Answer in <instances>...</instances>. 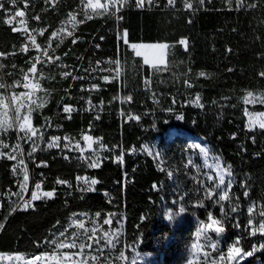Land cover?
Listing matches in <instances>:
<instances>
[{"label":"trees","instance_id":"1","mask_svg":"<svg viewBox=\"0 0 264 264\" xmlns=\"http://www.w3.org/2000/svg\"><path fill=\"white\" fill-rule=\"evenodd\" d=\"M182 5L178 0L175 9L160 5L145 11L131 6L117 22L109 20L107 14H90L91 18L85 19L81 0H29L27 19L39 16V26L46 29L37 40L44 46L50 42V55L60 57L40 67L46 77L45 87L51 82L58 95L54 103L48 95L45 107L33 108V127L38 129L45 117L55 115L63 94L69 90L71 99L66 102L72 115L67 121L58 119L60 133L75 139L88 131L93 138L102 139L109 153L97 155L99 161L88 174L98 183L84 195L75 189V167L47 154L38 156L43 166L35 169V175L43 178L44 190H54L55 194L37 202L33 210L14 212L6 199L13 189L11 163L0 157V223L4 225L0 229V254L31 259L51 252L49 242L65 228V235H71L74 219H94L99 224L109 219L110 228L120 229L121 242L137 244L132 264H191L189 252L201 222L209 223V212L217 219L222 213L220 204L214 203L215 197L200 191L199 181L207 185V180L199 152L188 139L205 143L223 165H231L236 182L229 196L239 198L238 211L218 225L225 229L221 238L211 235L220 247H207L208 256L217 259L237 238L244 251L252 249L256 240L246 230V209L255 202L258 211L264 210V129L246 130L244 111H264V107H246L243 101L249 92L264 96V77L260 76L264 72V4L236 10V5L229 6L226 0H212L194 12L183 11ZM70 14L83 21L75 36H84L85 40L73 43L75 36L62 34L55 41L51 33L62 31L73 20ZM4 16L0 11V18ZM124 31L128 43L122 42ZM181 39H186L187 50L180 46ZM133 43L170 45L164 71L152 72L134 56L128 47ZM22 44V37L0 22V52L17 53L0 57V64L5 65L0 69V83L11 86L6 89L8 93H20L16 82L28 67ZM106 58L119 60L112 67H119L120 75L106 83L95 80L93 85L98 87L82 91L84 82L72 77L84 74L95 61ZM95 71L100 75L98 69ZM64 72L71 75L63 77ZM197 95L203 107L193 103ZM128 96L131 101L126 99ZM129 115L139 119H128ZM178 115L183 118L178 120ZM173 132L175 137L169 138ZM16 138L14 132L2 135L11 143ZM154 142L163 163L143 150L145 143ZM22 146L31 168L28 153L32 146L25 142ZM113 154L122 157L120 164H113ZM189 157L200 166L199 171L187 164ZM161 167L173 171V177L161 172ZM242 181H246L248 197L244 196ZM221 203L228 211V202ZM180 208L185 209L183 213ZM166 212L172 220L166 219ZM261 238L264 241V236ZM241 264H264V249Z\"/></svg>","mask_w":264,"mask_h":264},{"label":"snow or ice","instance_id":"2","mask_svg":"<svg viewBox=\"0 0 264 264\" xmlns=\"http://www.w3.org/2000/svg\"><path fill=\"white\" fill-rule=\"evenodd\" d=\"M8 5H11V9L6 7V3L5 0H0V11H2L5 16L0 18V22L8 24L9 26L13 25V22L16 20V18H24L26 15V11L29 7V0H6ZM23 2V8H17V5L19 3ZM46 3L49 2V0H45ZM52 2L54 3V0H52ZM81 2L83 3V0H81ZM179 2H181L183 4V7L188 9V10H198L195 5H199V6H204L206 3V0H179ZM210 2V0H209ZM178 3V0H167V5L168 7H171L173 9L176 8V5ZM226 3L231 6L233 4L236 5V10H240V9H255L257 8L260 4H264V0H251V2H249V0H226ZM128 4V0H107V4L102 5L100 3V0H95V3H93V0H88V5L91 6L93 12L95 13V10L98 8H101L104 10V12H110L111 15H114L116 18V21L118 22L119 20L122 19L121 16L116 15L117 12H119L120 10H122V8ZM157 4V0H135V6L137 8H144L146 5L147 6H156ZM87 7V5L85 6ZM12 9H15L14 11ZM104 12H100V13H96L98 15H102L104 14ZM71 18L74 20L75 16L73 14H70ZM84 18L85 19H89L91 18L90 14L85 11L84 12ZM33 19L39 20V16L33 17ZM79 22H83V21H79ZM17 23L21 26H23V35L25 36L26 40L30 42V45L32 47H34L37 51H39L41 53V55L48 57L49 59H51L47 48H43L41 44L37 43V39H36V35L32 34V33H37L39 35H43L44 31H46V29H32L31 32L29 30V28L26 25V21L24 19H20L19 21H17ZM17 28L13 27V31H16ZM61 31L60 29H57L56 31H53L51 33L52 37H55L57 35V33ZM69 35H71V33L69 32ZM124 41V43H128L127 41V32L124 31L123 35L121 37ZM62 42V39L61 41ZM73 43H75V40H73ZM180 45H184L185 46V50H187V41L186 39H181L179 41ZM168 45L167 44H135L133 43L131 45L132 50L135 52L136 56H142L143 57V63L146 65H153L155 66L154 62L156 59H162L163 57V49L167 48ZM29 49V44L26 43L24 44V46L21 48L22 52H26ZM154 49H159L161 50L159 52V54H157L156 52H153L152 50ZM143 50V51H142ZM230 51V49H229ZM17 53L13 52V53H3L0 52V57H7L8 55H16ZM60 57H56V60H59ZM41 57L40 55L36 56V57H30L29 58V62H30V68L28 69V72L32 73V74H36L38 72V69L36 67V64L38 62H40ZM111 63L113 64H119V60L116 61H112ZM5 65L0 64V69L4 68ZM13 67H15V64H13ZM110 71H116L119 72V69H113ZM229 71H232L231 69H229ZM40 77L43 78V72L41 71L39 73ZM63 75L65 77L70 76L71 73L70 72H64ZM201 76H204L205 73L201 72L200 73ZM261 77H264V72L260 73ZM74 80L76 79H87L88 77L86 76H74L72 77ZM104 80H108L109 77H101ZM115 78V77H113ZM29 79L28 75L24 76V80ZM17 84H22V86L24 88H28L29 84L27 83H22L21 81H17ZM185 83H188L187 81H185ZM145 84L147 85V81H145ZM11 87L10 85H6L4 83H0V88L3 89H7ZM35 87L39 88L40 85L39 83L35 84ZM94 88L98 87V85H93ZM82 91H85L86 89H81ZM21 94H14L12 99L16 100L18 99V97ZM252 93L249 92L248 96H251ZM128 101H131L132 97L128 96L126 98ZM4 103L3 97L0 96V106H2ZM89 104H91V100L88 101ZM101 103H103V101H101ZM193 103L195 104V106L197 107H203V105L200 103V97L197 95V97L195 98V100L193 101ZM19 105L17 106V111L15 114V118L13 119V121L11 123H9L6 120H0V135H3V133L7 132L9 129L15 128L18 133H20L21 135L19 136L20 140H23L25 142H29L32 147H31V151L28 153L29 156H32L33 153H35L39 147L38 143L36 140L33 139V137H35L37 135V129H34L31 126V121H30V115H31V111L21 114L19 111ZM34 110V109H32ZM65 112H69L71 111V108L69 106H65L63 109ZM123 115V113H122ZM97 119L99 118L98 116L96 117ZM178 120L182 119V116H177L176 117ZM128 119H139V117H133L131 115L128 116ZM260 129H264V122L260 123L259 125ZM39 139H43V135L41 134V136L39 137ZM83 139L85 141H91L92 137L89 135H84ZM253 140V143L255 142V137L253 136L251 138ZM60 137H51V142H49L47 144V148L51 149L53 147H59V145L56 143V141H59ZM0 145H2L4 148L9 147L8 144H6L3 139H0ZM65 147H67V145H65ZM77 147H79V145H77ZM197 148L200 149L201 153H204L205 156H207L205 149L201 148L200 145H196ZM19 148V145L16 146V148H13V153L16 152V149ZM43 150V149H41ZM146 153H148V155L153 156L154 159H157L160 161V163H163V160L160 159V154L159 153H154L153 151H151L147 146L143 149ZM13 153H4L2 151H0V157L3 156H7V158L12 159V160H17L18 156L22 155V153H17V154H13ZM67 158V157H65ZM212 159V165L210 166V168H213L216 170V175H211L208 173H205L204 175L206 176V180H207V185H205L204 181H199L200 182V191L205 192V194L209 197H215L214 203L216 204H220V210H221V218L217 219L214 218L212 213L209 212L208 214V221H210V223H203L201 222V230L203 229H209V228H213L214 225H221L222 220H227L229 218V216L231 215V213H235L238 211L239 209V203L238 197H230L229 193L231 191V188L233 186V184H235V178L232 176L231 173V165H227L226 168L223 171H220V169L222 168V165L219 163V158L218 157H213ZM117 160H122V157H117ZM19 164H23V160L19 159L18 160ZM188 165H191L193 168H196L198 171L200 170V166H198L194 160H192L191 157H189L188 161H187ZM40 166V165H37ZM96 166V163L93 162L91 164H89V167H93ZM170 167V166H169ZM160 171L165 173L169 178L173 177L174 172L168 170V168L165 167H161ZM14 173H20L22 172V182L20 184V188H21V192L18 193L17 195H20L22 197V194L24 192V190L27 187V182L29 181V175L27 173L26 168L24 169H18V168H14L13 169ZM227 174V179H226V175ZM78 180L81 181H85L86 178L83 177H78ZM199 179V178H197ZM57 183H61V184H66V181H60L58 180ZM98 183V181L96 179H91L90 183H89V187L82 189V190H91V185H96ZM246 185V181H242L241 182V187L245 188ZM153 187H157L156 185H153ZM41 188V184L39 182L35 183V189L36 191H32L31 195H30V199L27 201H21L20 204H17V206L15 208H13L11 211H16V210H27L29 207H31V202L32 201H36L41 199V194L39 192ZM248 189L245 188L244 191V196L248 197ZM43 197H47V198H52L54 196V191H47V192H43ZM233 199L236 200L235 203H233ZM223 201H227L228 202V206H229V210L225 211V204L221 203ZM254 207H255V202H250V205L247 209V212L249 214V219H248V223L246 225V230L249 232V236H255L257 234H259L260 236H264V210L259 211L256 214L254 213ZM184 208H180L179 211L180 213L184 212ZM97 216H99V213L96 214ZM257 216L259 217V219H257ZM169 220L173 219V216L171 214L168 215L167 217ZM74 225H76L79 229H85V224L83 220H77L74 219L72 222ZM110 220L109 219H104L103 220V224H109ZM239 221L237 220L236 222V227L239 228ZM4 227L3 223H0V229H2ZM201 230H198L196 233V236L199 237L201 234ZM224 227L223 226H218L214 228V231L217 233V235H219L220 233L224 232ZM67 232V228H65L64 230H62L57 236L56 239L50 241V245H55V247L57 249H63V248H73V249H79L80 252L79 253H73L71 254L72 256H75L77 254L83 255V256H88L91 255L92 260L96 261V264H112V262H110L108 260L107 256H101V257H97L96 255L92 254V253H96L99 252L101 254L104 253L105 250H108L109 253L112 251V249H114L116 247V238L114 237V235L109 234L108 232H105L104 235L95 238V244L96 247L93 248V245L88 243V241L93 240L94 236L90 235L88 233L87 230H85L84 232H73L71 234V236H66L65 233ZM60 237H64L63 240L60 239ZM103 241V244L101 245V242ZM239 242H240V238H237L235 243H233L232 245L229 246L228 251L226 256L224 254H221L219 256V261H225L226 264H240V262L245 258V257H251L256 251L264 249V241H260L258 242L259 247H257V244H253V247L250 251H244L240 246H239ZM194 248L198 249L199 245H193ZM211 247L213 249L216 248V244L212 243ZM88 248L91 249L92 251L90 253H86L84 250ZM119 257L121 259L124 258V253L121 251L119 253ZM17 260V261H23V264H33V260L39 261L41 259H47V256L45 255L44 257L41 256H36L32 259H25L20 255H16L15 257L13 256H0V260ZM52 259L54 260V264H89L87 259H81L78 262L74 261V260H70L69 257L65 254H60V255H55L53 254ZM208 264H219L217 259H211Z\"/></svg>","mask_w":264,"mask_h":264},{"label":"built area","instance_id":"3","mask_svg":"<svg viewBox=\"0 0 264 264\" xmlns=\"http://www.w3.org/2000/svg\"><path fill=\"white\" fill-rule=\"evenodd\" d=\"M212 0H210L211 2ZM206 2H209V0H206ZM83 5L88 4V0H83ZM160 5H162L164 7V9H173L171 7L166 6L167 5V0H162L161 3L159 2V0H157V4L156 6H145L144 8H137L135 6V0H128V4L125 5L122 10H120L119 12L116 13V15L120 16V14L128 7L134 6L135 9L139 10V11H145V10H154L156 8H159ZM205 6V5H204ZM204 6H199L196 5L195 7L197 9H204ZM8 8L11 9V5H8ZM17 8H23V2L19 3L17 5ZM182 9L183 11L186 12H194L192 10H188L186 8L183 7L182 5ZM13 11L15 9H12ZM107 15L109 16V20H116L114 15H111L110 12L107 13ZM20 19H24L26 21V25L29 28L30 32L32 29H41V27L39 26V20L33 19V17L31 18V20L29 21L25 15L24 18H16V20L13 22L12 26H9L8 24H6L7 27H9L11 29V31L13 33H18L22 39H23V44L22 47L24 46V44L28 43L29 44V49L26 52H22L25 56V61L24 63L28 66L27 70L25 72V74L23 75V77L21 78V82L22 83H27L29 84L28 88H24L22 86V84H19L18 87L20 89L21 93L24 94H33V93H39L42 92L45 88V80L46 77L45 75H43V78L40 77L39 73L41 72L40 67L45 64V63H50V62H55L56 57L57 56H51L50 55V50L48 46H44L41 44L42 49L43 48H47L48 53L51 57V59H49L46 56L41 55V53L39 51H37L34 47H32L30 45V42L26 40L25 36L23 35V26L19 25L17 23V21H19ZM81 20L79 19H74L71 22H69L62 30V34L66 37H73L78 33L79 28L82 25V22H79ZM13 27H16L17 30L13 31ZM69 32L71 33V35H69ZM34 35H36V39L37 37H39L40 35L37 33H32ZM73 40L76 41H84L85 38L84 36L81 35H77L73 38ZM37 43H39V41L37 40ZM95 49H98V45H95ZM40 55L41 60L40 62H38L36 64V67L38 69V72L36 74H32L30 72H28V69L30 68V62H29V58L30 57H36ZM112 60L111 59H103L101 61H95L94 62V67L90 66L88 67L84 74H78V75H74V76H86L88 77L87 79H76V80H80L84 82V85H82L83 89H86L85 92L90 91L93 88V84L95 80H100L103 83L109 82L113 77L116 76L117 72L116 71H110L113 70V63H111ZM62 68L65 67L64 65L61 66ZM77 71L80 69V67L76 68ZM96 69H98V71L100 72V75H96ZM44 74V73H43ZM28 75L29 79L24 80V76ZM73 76V77H74ZM64 77V75H63ZM101 77H109L108 80H104ZM74 80V79H73ZM39 83L40 87L37 88L35 87V84ZM81 88V89H82ZM71 99V96L69 95V90H66L65 93L63 94V97L61 99V103L59 104L58 110L56 111L54 116H47L45 117L42 125L37 129V135L35 136V139L39 145L37 151L35 153L32 154L31 159H30V163H31V168L28 164V159H27V155L24 151V148L22 146V142L19 139V136L17 134V138L16 141L13 144L12 148L7 149V151L5 153H13V148H16L17 145H19V148L16 149V152L13 153L14 155L17 153H22V155L18 156L17 160H12L7 158V156H3V158L11 163V172L14 178L13 181V189L9 190L7 195H6V199H8L12 205L13 208H15L17 206V204H20L21 201H27L30 199V195L32 191H36L35 189V183L39 182L41 184V188L39 190L40 194H41V199L36 200V201H32L31 202V207L28 208V210H33L35 207V204L39 201H41L43 198V192H47V191H54V190H44L42 188V180L39 178L40 176L35 175L36 173V168L42 167L43 163L41 161L37 160L38 156H42L44 154L50 155V158H60L63 162L68 163L70 165H72L73 167H75L76 171H78V174L76 175L75 179H74V184H75V189L77 191V194H88L92 191L93 189V185H91V190H82L85 188L89 187V183L90 180L92 179L91 176L88 174V171H90L93 167H89V164L95 162V157L97 155H100V153H109V149L105 148L102 144L101 138H93L92 136V140L91 141H85L83 139L84 135H89L88 131L86 132H81L78 134L77 137L74 138H70L68 136L62 135L60 133V124H58V119L59 118H63V120L67 121L70 120L71 115H72V108L71 106L66 102L68 100ZM90 104L87 105V109L89 107ZM65 106H69L71 108V111L69 112H65L63 109ZM259 122L256 120H250V119H246V130H251L254 128H260L259 127ZM41 134L43 135V139H39V137L41 136ZM51 137H60L59 141H56V143L59 145V147H53L51 149L47 148V144L49 142H51ZM92 143V147L90 146V144ZM65 145H67V147H65ZM77 145H79V147H77ZM204 147H207V145L204 143L202 144ZM43 149V150H41ZM31 151V149H30ZM116 151V148L112 149V153H114ZM131 153V152H129ZM67 157V158H65ZM117 157H120L118 155H114L112 156V162L114 165L120 164L121 160H117ZM22 159L23 160V164H19L18 160ZM40 165V166H37ZM14 168H18V169H24L26 168L27 173L29 175V181L27 182V187L24 190L22 197L20 195H17L18 193L21 192V188H20V184L22 182V175L23 173H14L13 169ZM78 177H83L86 178L85 181H81L78 180ZM55 194V191H54ZM17 211V210H16ZM14 212V211H13Z\"/></svg>","mask_w":264,"mask_h":264},{"label":"rangeland","instance_id":"4","mask_svg":"<svg viewBox=\"0 0 264 264\" xmlns=\"http://www.w3.org/2000/svg\"><path fill=\"white\" fill-rule=\"evenodd\" d=\"M93 3H95V0H93ZM100 3L102 5L107 4V0H100ZM86 5H87V7H85ZM83 11L84 12L87 11L89 14L95 15V16H105L108 13V12H104V10L101 9V8L96 9L95 13H94L92 8H91V6L88 5V4L83 5ZM100 12H104V14H102V15L96 14V13H100ZM61 32L62 31H59L57 33V35L55 37H53L55 39V41H57V39H60V38L63 37ZM122 42L124 43L123 39H122ZM47 45L49 46V49L52 50V48H51L52 45L51 44H47ZM131 45L132 44L128 45V47L130 48V50L132 51L134 56H136L135 52L131 48ZM180 46L183 49H185L184 45H180ZM170 47L171 46L168 45L167 48L162 50L163 51V57H162V59H156L155 60V62H154L155 66L147 65L151 69L152 72L162 73L164 71V69L166 67V63H167L166 62L167 53H168ZM152 51L156 52L157 54H159V52L161 50L154 49ZM136 57L140 58L142 60V63H143V57L142 56H136ZM144 65H146V64H144ZM117 68L119 69V72H117V76H119L120 73H121V70H120L119 67H117ZM46 88H48L49 90H46ZM44 90H46V91L43 92V93L24 94V93H21V92L20 93L19 92L18 93L14 92V93H11L9 95L8 92L6 91V89L0 88V96H2L3 100H4L3 105L0 106V120H6L9 123H11L13 121V119L15 118V114H16L18 105L20 106L19 107V111H20L21 114L27 113L29 111H31V114H32V109L36 105H39V106H42V107H45L47 105V104H45V100L48 98V95L50 96V102L54 103L58 94L56 92L55 87L51 84V82L48 85V87L44 88ZM14 94H21V95L18 97V99L13 100L12 97H13ZM243 103H244V105L246 107H264V96L263 95H257V94H252L251 96L246 95L245 98H244ZM244 114H245L247 119L256 120V121L259 122V124L264 122V111H254V110H251V109H245ZM31 118H32V116L30 115L31 126L33 127ZM10 132H14V133L18 134V136L21 135L20 133H18V131L15 128L9 129L7 132L3 133V135L6 136V134L10 133ZM175 135L176 134L174 132L170 133L169 134V138H173V137H175ZM0 139H2V135H0ZM33 139H34V137H33ZM188 140H189V142L192 145H194L195 148H197L196 145H200L201 148L205 149V152H206L207 156H205L204 153H201L200 149L197 148V150L199 152V155H200L201 167H202V169L204 171V174L208 173V174H211V175L215 176L217 174L216 170L213 169V168H210V166L212 165V159L211 158L216 157V156L212 155L210 153V151H209V148L208 147H204L199 140H195V141L192 140V139H188ZM3 141L6 144L9 145V147H7V148H4L2 145H0V151L5 153L7 151V149L13 147L14 143L13 142L12 143L9 142L8 140H3ZM21 142L23 144V142H25V141L21 140ZM25 143H29V142H25ZM30 146H32V145L30 144ZM90 146L92 147V143L90 144ZM146 146L151 151H153L154 153H159L157 145H156V142H154V143H145L143 145V149ZM146 154L148 155V153H146ZM148 156L151 157L152 159H154L153 156H150V155H148ZM154 160L158 161L157 159H154ZM98 161H99V157L96 156L95 157V163H97ZM219 163L222 165V168L220 169V171H223L226 168V166L223 165L220 160H219ZM225 175H226V179H227V174L225 173ZM205 179H206V176H205ZM249 205H248V207H249ZM248 207H247V209H248ZM247 209H246V218H247V223H248L249 214L247 212ZM258 212H259L258 211V206L255 204L254 213L253 214H256ZM169 214H170L169 212H166V219H168L167 217H168ZM257 219H259L258 216H257ZM77 220H83L84 221L85 229H79L76 225H74L72 223L71 227H72V229H74L73 232H77V231L84 232L85 230H87L90 235L94 236L93 240L88 241V243L93 245V248L96 247L95 238H98V237L104 235L105 232H108L109 234L114 235V237L116 238V247L114 249H112V251L110 253H109L108 250H105L103 254H101L99 252L92 253V254L96 255L97 257L107 256L108 260L110 262H112V264H132L134 262L135 257H136V252H137V244L126 245L123 242H121V240H120L121 239V237H120V229H118V228L112 229V228H110V223L109 224H99L94 219L93 220L92 219L89 220L88 218H78ZM209 223H210V221H209ZM215 227H218V225H214L213 228H209V229H203V230H201V228L198 229V230H201V234H200L199 237L196 236L195 242L192 244L190 252H189V262L191 264H201V263L204 264V263H208L211 259H214L213 257L208 256L207 247L212 250L213 249L211 247L212 243L216 244V248L215 249H217V248L219 249V247H220L219 246V241H214L212 239V237H211L212 234L216 235V237L219 238V239L222 236L221 233L219 235H217V233L214 231ZM68 236H71V235H68ZM251 237L255 238V240H256L255 244H257V247H259L258 242L262 241L261 236L259 234H257L255 236H251ZM60 239L63 240L64 237H60ZM102 244H103V241L101 242V245ZM193 245H199V248L196 249V248L193 247ZM228 248H227V250L224 253L221 252V254H224L226 256ZM84 251L86 253H90L92 250L86 248ZM121 251L124 253V258L123 259H121L119 257V253ZM259 251L260 250L256 251L254 254L258 253ZM79 252H80V250L78 248L77 249H73V248L57 249L55 247V245H52L51 252L39 255L41 257H44L46 255L47 259H41L39 261L33 260V262L35 261L33 264H54V260L52 259L53 254H55V255L65 254V255H67L69 257L70 260H74L76 262H78L81 259H87L89 264H96V261L92 260L91 255H88V256H83V255H80V254H77L75 256L71 255L73 253H79ZM0 256H13V257H15L16 255L0 254ZM219 256L217 258L218 262L226 263L225 261H219ZM248 258L249 257H245L240 262V264L242 262L246 261ZM0 264H23V261L22 260L21 261H17L15 259L10 260V261L9 260H0Z\"/></svg>","mask_w":264,"mask_h":264},{"label":"crops","instance_id":"5","mask_svg":"<svg viewBox=\"0 0 264 264\" xmlns=\"http://www.w3.org/2000/svg\"><path fill=\"white\" fill-rule=\"evenodd\" d=\"M47 44H50V42H48ZM47 44H46V45H47ZM8 94L10 95L11 93H8Z\"/></svg>","mask_w":264,"mask_h":264},{"label":"bare ground","instance_id":"6","mask_svg":"<svg viewBox=\"0 0 264 264\" xmlns=\"http://www.w3.org/2000/svg\"><path fill=\"white\" fill-rule=\"evenodd\" d=\"M35 261H36V260H35ZM35 261H34V262H35ZM34 262H33V263H34Z\"/></svg>","mask_w":264,"mask_h":264}]
</instances>
